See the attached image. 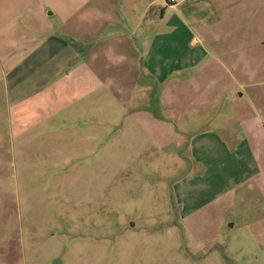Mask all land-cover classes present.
<instances>
[{
	"label": "crops",
	"instance_id": "0c3cea01",
	"mask_svg": "<svg viewBox=\"0 0 264 264\" xmlns=\"http://www.w3.org/2000/svg\"><path fill=\"white\" fill-rule=\"evenodd\" d=\"M262 5L0 0V125L10 152L48 127L57 159L98 160L103 126L124 121L160 149L178 138L199 177L203 148L213 155L209 168L241 176L231 187L264 176Z\"/></svg>",
	"mask_w": 264,
	"mask_h": 264
},
{
	"label": "rangeland",
	"instance_id": "374dc122",
	"mask_svg": "<svg viewBox=\"0 0 264 264\" xmlns=\"http://www.w3.org/2000/svg\"><path fill=\"white\" fill-rule=\"evenodd\" d=\"M125 124L103 126L98 160L72 161L48 127L10 152L0 125V264H264V176L231 187L241 176L203 148L199 177L178 138L160 149Z\"/></svg>",
	"mask_w": 264,
	"mask_h": 264
},
{
	"label": "built area",
	"instance_id": "2783aa9c",
	"mask_svg": "<svg viewBox=\"0 0 264 264\" xmlns=\"http://www.w3.org/2000/svg\"><path fill=\"white\" fill-rule=\"evenodd\" d=\"M189 1H191V0H167V4L169 6H179V5L185 4Z\"/></svg>",
	"mask_w": 264,
	"mask_h": 264
}]
</instances>
